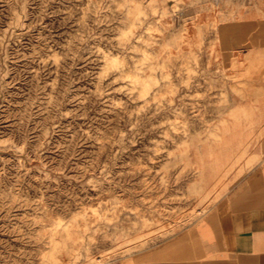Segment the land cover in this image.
<instances>
[{"label": "rangeland", "instance_id": "rangeland-1", "mask_svg": "<svg viewBox=\"0 0 264 264\" xmlns=\"http://www.w3.org/2000/svg\"><path fill=\"white\" fill-rule=\"evenodd\" d=\"M220 1L0 0V264H134L264 159Z\"/></svg>", "mask_w": 264, "mask_h": 264}, {"label": "crops", "instance_id": "crops-1", "mask_svg": "<svg viewBox=\"0 0 264 264\" xmlns=\"http://www.w3.org/2000/svg\"><path fill=\"white\" fill-rule=\"evenodd\" d=\"M217 5L227 21L229 12L242 16L227 22L238 24L227 40L239 67L234 74L257 75L256 85L264 90V1L222 0ZM244 104L258 108L248 122L263 130L257 154L264 155V96ZM134 264H264V159L196 225L146 251Z\"/></svg>", "mask_w": 264, "mask_h": 264}]
</instances>
